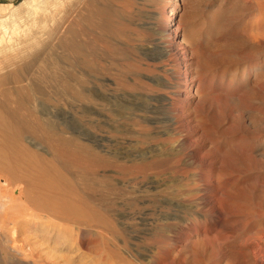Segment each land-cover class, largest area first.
<instances>
[{
  "label": "rangeland",
  "instance_id": "obj_1",
  "mask_svg": "<svg viewBox=\"0 0 264 264\" xmlns=\"http://www.w3.org/2000/svg\"><path fill=\"white\" fill-rule=\"evenodd\" d=\"M22 1L0 0V15ZM101 2L102 28L87 30L75 92L63 84L67 54L57 39L48 42L53 79L37 82L35 97L25 76L34 81L36 65L25 72L29 58L0 55V201L8 202L0 220L9 222L0 221V264H239L238 249L262 251L264 0ZM43 50L32 51L36 60ZM178 65L180 78H198V109L116 98L162 91L144 75ZM83 76L107 97L84 100ZM165 197L185 203L183 217L165 219Z\"/></svg>",
  "mask_w": 264,
  "mask_h": 264
},
{
  "label": "bare ground",
  "instance_id": "obj_2",
  "mask_svg": "<svg viewBox=\"0 0 264 264\" xmlns=\"http://www.w3.org/2000/svg\"><path fill=\"white\" fill-rule=\"evenodd\" d=\"M101 4H102L101 0H23L22 2H20L15 7V13H13V11H11V12L9 11V13L7 15L6 14L0 15V55H3V56L4 55L5 56L14 55L15 57H19V58L26 56L27 58H29V60L27 61L28 63H26L24 65V68H23L25 70V72L27 69V65H34V66L36 65V68H35L36 70L31 72L34 74L33 75L34 81H32V80L30 81L31 77L29 78V76H27V75L25 76V79L27 82L26 85L29 87V91H30L29 93L32 96L35 97V95L40 92L39 90L42 89V87L41 88L39 87L40 89L38 90L37 82H43V83H47L49 81L51 82V79H53L52 73L57 68L56 61L54 60L53 56H51L49 53V50L51 47L49 46L50 44H48V42L52 39H57V42L59 44L58 47H60V48L64 47L66 54H67V74L63 79V84L65 86L70 87L72 89V91H74V92L76 91L74 86L78 82V77L76 76L75 73H76V68L79 67V64L81 61V60L79 61V59L81 58L80 55L83 54L85 50H91V46L87 42V35H89L88 31L93 33V34L98 35V34H100V31L102 28V24H103L101 22V14L102 13L100 14L99 9H98V6L100 7ZM174 9L172 11V14L174 13ZM8 22H9V26H6L7 25L6 23H8ZM165 24H166L165 19L163 17L158 19V27H159L161 33L166 32ZM174 29H176V28H174ZM168 33L165 35L167 37V40L163 42L164 46H162V47L159 46L160 49L158 48L160 53L163 55H164V52L168 53V51H170V49H171V44H172L171 40L172 39L170 40L171 34H168ZM53 41H52V43H53ZM183 41H184V38H183V36H181L180 39L176 42L183 44ZM38 48H43L44 49L43 51L45 54L43 57L41 56V58H39L40 56H37L39 59L36 60L37 58L34 57L35 52L32 53V51H36ZM36 53H38V52H36ZM42 55H43V52H42ZM37 61L39 62L38 64L36 63ZM189 64H190V62H189ZM180 70L181 69L178 65L177 69L174 72H172L173 70H169V71H171V73H168V75H162V73H160V74L156 73L150 77L144 75V78H148V80H150V82L152 84H156V85H160V86L164 87L165 89H162V91H158L156 89L154 90L148 86L144 89V92H142V94L139 92L135 93V92H130L128 90H125L123 93H118L115 96H116V98H121L122 100H124V99L127 100L135 108H139V106L143 102L145 103V106H147V105L149 106V104H151L150 102H153V100L160 101V103H165V101H168L166 103L168 104V106L170 105V109L171 108L174 109V110H170V112L177 113L178 111H181V109L179 110V107L181 108V106L177 105L178 107H176V105H174L173 102H182L184 100H188L191 105H193L195 108L198 109L202 103L201 98H199V99L196 98V96L194 95L195 93H193V92H195V89L199 85L198 78L196 80V77H194L195 76L194 75V76H190V78L187 79L186 78L187 73L186 74L184 73L185 74L184 78H183V76L180 78V74H181ZM163 71L165 72V70H163ZM31 73H29V74H31ZM80 81H81V79H80ZM139 81H141V80H139ZM82 84L84 87V91L81 93V97L84 100H86V101H95L96 100L97 101V100H103V99H105V97H107V94L100 92L96 89H95L96 92L95 91L93 92L94 88L91 85V81L87 78H84V76L82 77ZM193 87L195 89L192 92ZM44 89L42 90L43 92L46 90V89L45 90ZM45 93H47V92L45 91ZM168 94H170V95H168ZM151 99H152V101H151ZM140 100H142V101H140ZM194 110H196V109H194ZM129 112L131 113V115H135V113H133V109H131ZM174 117L177 118V116H174ZM168 118L171 119L170 117H168ZM184 125H185V123H184ZM182 127H183V123H182ZM152 147H155V146L152 145ZM156 150H159V148ZM153 156H155V155H153ZM149 158H151V157H149ZM149 158L143 157L142 159H139V161L145 162ZM217 162H219V161H217ZM3 182H5V185H7L6 178L3 179L2 183ZM1 186L2 185L0 184V188H1ZM18 189H20V187ZM21 190H19L17 193H20ZM11 194H13V193H11ZM9 195L10 194H8V196ZM15 196H18V195H15ZM9 197L6 199H9ZM12 198H13V196H12ZM165 198H166L165 199V211H164L165 219L170 220V218H177L178 219V218L183 217L182 216V214L184 212L183 210H185L187 207L185 205V203L183 201H180V200L172 201V200H170L169 197H165ZM207 198L208 197H206V199ZM0 199H1V197H0ZM3 200L5 201V198H3ZM4 203H6V201L5 202L0 201V205L1 204L4 205ZM213 203H215V202H213ZM6 204H8V202ZM203 204H205V203H203ZM207 204H208V202H207ZM212 204H210V206ZM2 207L3 206H1L0 208H2ZM172 207H174V209H172ZM5 208H9V207H5ZM25 208L32 210V212L35 210V208H33V205L30 202H27ZM213 208L214 207H212V209ZM208 209H211V207ZM62 210L63 209H61L60 207H57V210L55 212H59V214L56 215L55 213H53L54 216L56 215V217H58V219H61V214H63V213H60V211H62ZM173 211L175 214L174 213L172 214ZM0 212H1V210H0ZM36 216H38V215H36ZM11 217H10V219H11ZM10 219H8V220H10ZM2 223L8 224L9 222H2ZM57 228H62V227H57ZM204 228H203L202 232L205 230ZM204 232H206V231H204ZM196 233L198 234V232H196ZM259 238L262 239L261 237H259ZM244 244H246V242ZM247 244H251V243H247ZM241 246H240V248H241ZM246 246H248V245H246ZM242 247H244V245ZM233 251L235 252V250H233ZM256 251L255 250L248 251L251 254V259H253V264H264V260L261 259V258L264 259V249L262 251H259V250H258V252H256ZM246 252H244L242 249H238L237 252H235L236 254L234 253L235 255H237V259L239 258V262H240L239 264H247V262L249 264V261L247 258L248 256H247ZM259 254H261V255H259ZM231 257H232V255H231ZM249 259H250V255H249Z\"/></svg>",
  "mask_w": 264,
  "mask_h": 264
}]
</instances>
